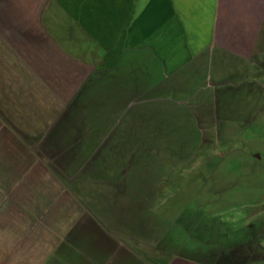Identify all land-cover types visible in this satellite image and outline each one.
Instances as JSON below:
<instances>
[{
    "label": "crops",
    "instance_id": "1",
    "mask_svg": "<svg viewBox=\"0 0 264 264\" xmlns=\"http://www.w3.org/2000/svg\"><path fill=\"white\" fill-rule=\"evenodd\" d=\"M263 111L264 0H0V264H215L172 192Z\"/></svg>",
    "mask_w": 264,
    "mask_h": 264
},
{
    "label": "rangeland",
    "instance_id": "2",
    "mask_svg": "<svg viewBox=\"0 0 264 264\" xmlns=\"http://www.w3.org/2000/svg\"><path fill=\"white\" fill-rule=\"evenodd\" d=\"M202 172L188 177L185 190L172 192L186 203L173 230L186 235L188 246L200 239L202 260L264 264V122L222 145Z\"/></svg>",
    "mask_w": 264,
    "mask_h": 264
}]
</instances>
